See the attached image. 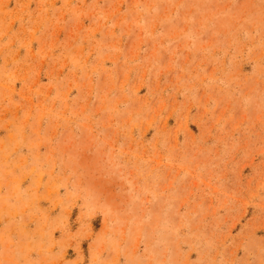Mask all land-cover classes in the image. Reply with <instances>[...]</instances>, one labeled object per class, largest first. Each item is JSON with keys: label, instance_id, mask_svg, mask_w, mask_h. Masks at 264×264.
Listing matches in <instances>:
<instances>
[{"label": "rangeland", "instance_id": "rangeland-1", "mask_svg": "<svg viewBox=\"0 0 264 264\" xmlns=\"http://www.w3.org/2000/svg\"><path fill=\"white\" fill-rule=\"evenodd\" d=\"M0 264H264V0H0Z\"/></svg>", "mask_w": 264, "mask_h": 264}]
</instances>
